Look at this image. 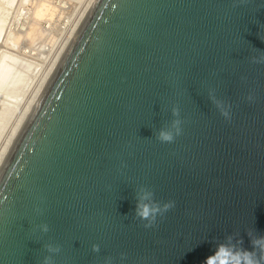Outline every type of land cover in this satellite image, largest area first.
Segmentation results:
<instances>
[{
  "label": "water",
  "instance_id": "1",
  "mask_svg": "<svg viewBox=\"0 0 264 264\" xmlns=\"http://www.w3.org/2000/svg\"><path fill=\"white\" fill-rule=\"evenodd\" d=\"M262 54L264 0H95L0 167V264H201L228 235L251 250ZM142 188L175 202L151 228Z\"/></svg>",
  "mask_w": 264,
  "mask_h": 264
},
{
  "label": "rangeland",
  "instance_id": "2",
  "mask_svg": "<svg viewBox=\"0 0 264 264\" xmlns=\"http://www.w3.org/2000/svg\"><path fill=\"white\" fill-rule=\"evenodd\" d=\"M86 2L0 0V151ZM42 5L33 37L25 38Z\"/></svg>",
  "mask_w": 264,
  "mask_h": 264
},
{
  "label": "clouds",
  "instance_id": "3",
  "mask_svg": "<svg viewBox=\"0 0 264 264\" xmlns=\"http://www.w3.org/2000/svg\"><path fill=\"white\" fill-rule=\"evenodd\" d=\"M253 62L264 63V54L254 57ZM248 99L251 100L252 97L249 96ZM172 113L173 116H178L179 109L173 108ZM222 115L230 118L228 112H223ZM181 123L182 121L179 119L174 120L172 123L174 131L162 130L158 139L163 143H172L182 133ZM152 197V192L143 188L140 190L136 216L143 221H147L144 224L145 228H151L158 216H163L164 213L175 206L174 201H169L161 207L158 203L152 201ZM145 201L149 202L146 203ZM48 230V225H43V231L47 232ZM247 235L249 236L251 250L243 247V238L228 235L222 241H214V250L204 258L201 264H264V235H255L252 230H249ZM46 248L50 253H58L60 251L59 246L51 244L47 245ZM93 251H99V246L93 245ZM43 264H54L52 256H46ZM106 264H110V261H106Z\"/></svg>",
  "mask_w": 264,
  "mask_h": 264
},
{
  "label": "bare ground",
  "instance_id": "4",
  "mask_svg": "<svg viewBox=\"0 0 264 264\" xmlns=\"http://www.w3.org/2000/svg\"><path fill=\"white\" fill-rule=\"evenodd\" d=\"M94 2H95V0H87L85 6L83 7V9L80 12V15L78 16L76 22L74 23V25L72 26L70 32L68 33L65 41L62 42L63 43L62 46L60 47V49L58 50V52L54 56L53 60L51 61V63L49 65L44 77L42 78L41 82L37 86V88H36L33 96L31 97L29 103L27 104V106L25 107L24 111L22 112V114L18 118L17 122L13 126V128H12V130H11L7 140H6V143L4 144L3 148L0 151V167L3 164L6 156L8 155L11 147L13 146V144H14L17 136L19 135L22 127L24 126V124H25L30 112L32 111V109H33V107H34L39 95L41 94L46 82L48 81L49 77L51 76L52 72L54 71L55 67L57 66L58 62L60 61L61 57L63 56L64 52L66 51L67 47L69 46L70 42L72 41L74 35L76 34L77 30L79 29L80 25L82 24L83 20L85 19L87 13L89 12V10L92 7ZM44 3H43V5H44ZM43 5L40 6V7H37L35 9L36 11L34 12L35 14H34L33 18L36 21H34L32 19L33 21L31 22V25H30L28 31L26 32L27 37H25V38H29V37H31V35L33 37L35 29L38 26V25H36L37 20L40 19V17H42V15L44 13ZM38 32H40V31H38Z\"/></svg>",
  "mask_w": 264,
  "mask_h": 264
}]
</instances>
